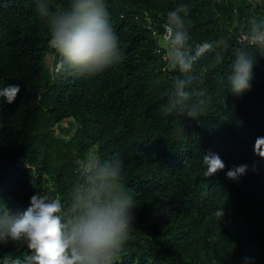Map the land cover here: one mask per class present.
Masks as SVG:
<instances>
[{
	"label": "trees",
	"instance_id": "1",
	"mask_svg": "<svg viewBox=\"0 0 264 264\" xmlns=\"http://www.w3.org/2000/svg\"><path fill=\"white\" fill-rule=\"evenodd\" d=\"M47 2L57 12L69 0ZM105 2L122 60L81 76L57 72L37 0H0V88L21 89L11 104L0 97V202L26 209L33 195L48 190L67 199L84 156L118 154L138 205L116 264H264V158L255 153L264 137V51L242 41L247 22L264 18V0ZM178 2L189 7L193 45L221 36L230 41L220 63L210 53L194 67L196 86L210 97L197 119L162 111L182 74L167 69L157 40ZM241 47L256 63L251 90L236 96L228 77ZM48 61L51 75L42 82ZM65 122L76 127L70 138L57 130ZM209 152L226 167L205 177ZM239 165H248L247 174L227 178ZM221 208L224 216L217 218ZM26 252L22 243L0 245V264Z\"/></svg>",
	"mask_w": 264,
	"mask_h": 264
},
{
	"label": "clouds",
	"instance_id": "2",
	"mask_svg": "<svg viewBox=\"0 0 264 264\" xmlns=\"http://www.w3.org/2000/svg\"><path fill=\"white\" fill-rule=\"evenodd\" d=\"M36 8L48 22L51 45L59 58L58 73L95 75L122 60L105 0H69L67 7L57 12L50 10L47 0H37ZM188 13V5L178 2L167 12L165 31L157 40L167 69L182 74L173 81L162 111L197 119L210 97L196 86L194 67L210 53L220 63L230 41L221 36L193 45L186 23ZM244 35L246 46L264 51V18L252 17ZM255 63L245 47L236 50L228 77L234 95L251 90ZM20 91L19 85H9L0 88V97L11 104ZM255 153L264 158V137L257 138ZM203 164L205 177L226 167L221 157L211 152L204 155ZM79 167V177L67 199L48 190L33 195L26 209L0 202V245L22 243L27 248L22 257L4 256L2 264H116L134 229L133 210L138 205L124 183V161L118 154L107 160L86 155ZM248 170V165L234 166L226 176L236 181ZM252 170L256 171L255 166ZM214 215L223 218L224 209Z\"/></svg>",
	"mask_w": 264,
	"mask_h": 264
},
{
	"label": "rangeland",
	"instance_id": "3",
	"mask_svg": "<svg viewBox=\"0 0 264 264\" xmlns=\"http://www.w3.org/2000/svg\"><path fill=\"white\" fill-rule=\"evenodd\" d=\"M51 69H52V63L50 61L47 62L46 67L44 68L43 71V77H42V82H46L50 78L51 75ZM25 106H22L21 109L19 110L18 116L14 118V123L17 126H21V113L24 110ZM58 133L62 136H65L67 138H70L73 136L76 132V127L73 125V123L70 122H65L61 124L60 126L57 127Z\"/></svg>",
	"mask_w": 264,
	"mask_h": 264
},
{
	"label": "built area",
	"instance_id": "4",
	"mask_svg": "<svg viewBox=\"0 0 264 264\" xmlns=\"http://www.w3.org/2000/svg\"><path fill=\"white\" fill-rule=\"evenodd\" d=\"M246 40H247L246 36L243 35V36H242V41H243V42H246Z\"/></svg>",
	"mask_w": 264,
	"mask_h": 264
}]
</instances>
